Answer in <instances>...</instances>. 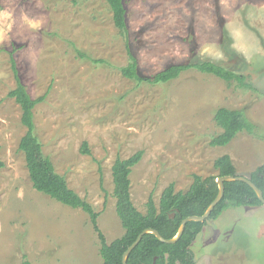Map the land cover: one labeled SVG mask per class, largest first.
<instances>
[{"label":"rangeland","instance_id":"374dc122","mask_svg":"<svg viewBox=\"0 0 264 264\" xmlns=\"http://www.w3.org/2000/svg\"><path fill=\"white\" fill-rule=\"evenodd\" d=\"M129 33L107 0H0V264H102L90 215L33 187L20 141L27 128L9 91L11 56L33 98L43 151L69 186L99 213L111 242L124 233L112 166L139 150L131 195L147 211L171 183L218 174L229 154L237 174L264 164V0H126ZM137 56L142 74L173 63L213 60L247 75L253 88L196 69L166 83L122 74ZM244 109L254 132L212 146L219 107ZM86 142L89 152L83 151ZM192 248L194 264H264V203L209 219Z\"/></svg>","mask_w":264,"mask_h":264},{"label":"trees","instance_id":"16d2710c","mask_svg":"<svg viewBox=\"0 0 264 264\" xmlns=\"http://www.w3.org/2000/svg\"><path fill=\"white\" fill-rule=\"evenodd\" d=\"M113 14V23L126 37L129 33L126 0H107ZM12 67L17 79V86L9 91V96L16 99L22 108V122L27 130L20 141V149L24 152L33 187L59 202L80 208L90 215L92 225L100 238V254L102 264H123L126 249L146 228L157 229L164 237L172 238L179 230L182 220L190 215H202L219 193L217 177L236 175L237 169L229 154L215 160L218 170L216 175L203 177L194 175L193 183L187 191H176L175 184L168 185L157 206L150 197L147 211H140L134 204L131 195V178L133 167L141 160L143 151L139 150L128 158H117L112 166L113 195L116 198V211L124 228L122 236L111 242L99 227V213L93 205L71 188L64 175L56 171L51 158L45 155L43 143L36 133L34 108L45 99V95L33 98L23 83L15 58L11 56ZM196 69L203 73L216 75L231 84L238 81L242 87L253 88L247 81V75L240 71L219 64L210 59L173 63L152 74L141 73L137 56L130 50V61L121 67L122 74L139 82L151 84L166 83L178 78L183 72ZM216 123L222 132L214 136L210 144L222 146L229 144L240 132H254L255 124L247 117L244 109L219 107L214 114ZM84 152L89 149L84 143ZM4 162L0 158V170ZM250 179L264 194V164L259 165L250 174ZM263 204L256 191L244 181H225V193L205 222L189 221L179 240L165 243L153 233L143 236L139 244L128 256V264H194L195 253L192 245L209 219H218L230 207L258 206ZM175 213L174 217L171 214ZM21 264H30L24 260Z\"/></svg>","mask_w":264,"mask_h":264},{"label":"water","instance_id":"95a60500","mask_svg":"<svg viewBox=\"0 0 264 264\" xmlns=\"http://www.w3.org/2000/svg\"><path fill=\"white\" fill-rule=\"evenodd\" d=\"M235 180L244 181V182L248 183L256 191L259 199L264 203L263 191L250 179V177H246V176L239 175V174L219 176V177H217V183H218V186H219V193L216 196V198L210 203V205L208 206V208L206 209L204 214H202V215H190V216L185 217L182 220V222H181V225L179 227V230H178L177 234L175 236H173L172 238L164 237L157 229L152 228V227L144 229L138 235L137 239L131 245H129V247L124 252V254H123V264H128V256H129V254L139 244V242L142 240V238H143V236L145 234L153 233L162 242L175 243L182 236V234H183V232L185 230L186 224L189 221L205 222L210 217V215H211L213 209L215 208V206L220 202V200L224 196V193H225V181H235ZM174 216H175V213H172L171 217H174ZM154 264H155V262H154Z\"/></svg>","mask_w":264,"mask_h":264}]
</instances>
